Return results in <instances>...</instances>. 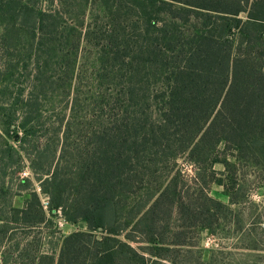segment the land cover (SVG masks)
Here are the masks:
<instances>
[{
	"label": "trees",
	"instance_id": "16d2710c",
	"mask_svg": "<svg viewBox=\"0 0 264 264\" xmlns=\"http://www.w3.org/2000/svg\"><path fill=\"white\" fill-rule=\"evenodd\" d=\"M142 1L171 21L162 20L159 27L158 20L145 15L137 35L96 24L84 32L72 26L62 33L59 10L51 6L44 10L39 0L13 1L8 3L9 10L0 12L5 57L12 56L19 34L25 33L34 42H42L37 44L40 49L45 42L62 45L71 38L70 47L77 51L84 40L99 48L103 67L115 69L119 63L125 69L124 90L114 94L111 104L105 102L107 114L96 130L87 132L85 144L83 139L74 152L69 144L71 133L66 131L59 156L49 144L46 161L41 162L40 151L29 158L41 192L50 198L49 211L60 209L66 221H82L88 228V232L64 238L56 264L169 260L167 254L175 251L170 246L185 241L178 239L180 234L165 236L163 223L168 218L176 215L189 228L211 229L224 217L225 205L208 191L211 183L227 189L213 169L221 146L224 154L232 153L236 168L244 162L264 174V0ZM58 2L63 6V0ZM241 14H246L245 21L239 18ZM110 15L114 19L115 14ZM182 27L193 32H182ZM60 34L67 38L62 35L58 40ZM30 121L25 116L20 124L26 136L33 133ZM4 135L12 137L0 131L1 140ZM10 150L14 152L7 146ZM180 157L202 176L197 194L185 200L177 176L157 189L143 188L148 174L168 168ZM7 159L2 168L13 165ZM63 162L80 168L74 175L64 174L61 181ZM222 163L232 168L227 161ZM22 183L31 185L29 179ZM235 187L236 182L228 190ZM239 190L230 192L231 204L237 203ZM33 202L44 215L48 205L45 208L35 193L25 209L13 211L25 220ZM0 223L1 247L9 222L0 214ZM98 230L100 237L93 234ZM7 257H2V264H13ZM45 259L50 258H40Z\"/></svg>",
	"mask_w": 264,
	"mask_h": 264
},
{
	"label": "rangeland",
	"instance_id": "374dc122",
	"mask_svg": "<svg viewBox=\"0 0 264 264\" xmlns=\"http://www.w3.org/2000/svg\"><path fill=\"white\" fill-rule=\"evenodd\" d=\"M13 1L19 0H0V12L9 10L8 3ZM63 1V6H60L58 0H39L42 9L47 10L51 6L59 10L58 22L63 28L62 33L72 26L84 32L90 24H96L105 30L124 28L127 33L137 35L145 15L158 20L159 27L162 20L171 21L166 15H160L157 8L145 7L142 0ZM110 14H115L114 19ZM239 18L245 21L246 14ZM181 30L193 32L190 27H182ZM3 34L4 22L0 18V38ZM23 34L15 39L18 42L10 58L4 56L0 45V70L7 67L0 72V131L12 134V137L4 135L0 139V214L9 222L0 257L10 256L7 258L13 264H56L64 238L75 232H88V228L82 221H66L60 209L52 214L49 204L43 215L38 203L33 202L25 220H22L24 216L13 211L25 209L31 193L37 194L43 202L50 200L41 192L29 158L40 151L43 152L41 162L46 161V146L49 144L54 154L57 152L59 156L58 150L65 144L66 131L71 133L69 144L72 148L83 139L85 144L87 132L96 130L100 119L107 114L105 102L111 104L114 94L124 90L121 76L125 69L119 67V63L115 69L103 67L99 48L84 40H81L77 51L70 47L71 38L62 45H55V41L45 42L46 46L40 49L37 46L40 40L34 42L29 34ZM29 112L31 116L27 114ZM25 116L32 120L29 126L33 127V133L29 136L20 128ZM7 146L19 157L11 150L8 152ZM223 149L221 146V155L217 157L219 162L213 169L218 173L216 178L222 180L227 189L211 183L208 191L210 197L225 205L224 217L211 229L189 228L176 215L168 218L169 221L163 223L165 236L180 234L178 239L185 242L181 246H170L175 248L174 252L167 254L170 259L158 260L157 264H264V174L244 162L236 168L237 161L232 153L224 154ZM8 157L13 165L2 168L1 164L7 163ZM225 161L232 168L222 163ZM78 168L77 164L63 162L60 180L66 173L74 175ZM233 168L237 169L236 172ZM197 173L191 162L180 157L168 168L161 167L155 174H148L142 184L143 188L157 189L177 176L179 191L187 200L188 195L197 194L202 187V176ZM23 179H29L31 185L22 183ZM234 182L235 190H228ZM237 189H240L237 192L239 199L231 204L229 194ZM93 234L97 237L102 235L101 230ZM41 257L50 259L40 260Z\"/></svg>",
	"mask_w": 264,
	"mask_h": 264
},
{
	"label": "built area",
	"instance_id": "2783aa9c",
	"mask_svg": "<svg viewBox=\"0 0 264 264\" xmlns=\"http://www.w3.org/2000/svg\"><path fill=\"white\" fill-rule=\"evenodd\" d=\"M43 204H44V206H45V208H46L47 205H48V202H43ZM0 264H2L1 257H0Z\"/></svg>",
	"mask_w": 264,
	"mask_h": 264
}]
</instances>
